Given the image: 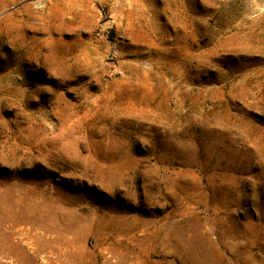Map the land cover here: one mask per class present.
<instances>
[{
	"label": "rangeland",
	"instance_id": "rangeland-1",
	"mask_svg": "<svg viewBox=\"0 0 264 264\" xmlns=\"http://www.w3.org/2000/svg\"><path fill=\"white\" fill-rule=\"evenodd\" d=\"M0 264H264V0H0Z\"/></svg>",
	"mask_w": 264,
	"mask_h": 264
}]
</instances>
